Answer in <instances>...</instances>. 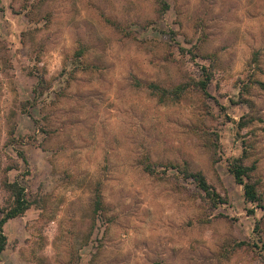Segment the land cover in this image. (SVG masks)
<instances>
[{
  "label": "rangeland",
  "instance_id": "374dc122",
  "mask_svg": "<svg viewBox=\"0 0 264 264\" xmlns=\"http://www.w3.org/2000/svg\"><path fill=\"white\" fill-rule=\"evenodd\" d=\"M165 1L160 15L158 0H0V205L6 176L38 200L5 224L0 264H264V208L228 162L247 147L264 196V89L242 91L264 81V0ZM203 65L211 97L149 88ZM147 159L202 170L227 202L209 208L192 179L154 176Z\"/></svg>",
  "mask_w": 264,
  "mask_h": 264
},
{
  "label": "trees",
  "instance_id": "16d2710c",
  "mask_svg": "<svg viewBox=\"0 0 264 264\" xmlns=\"http://www.w3.org/2000/svg\"><path fill=\"white\" fill-rule=\"evenodd\" d=\"M159 2V14L162 15L168 9V4L165 0H158ZM182 50H185L182 48ZM84 54V50L82 48L78 49L75 53L77 57V67L71 71V74L76 72L79 69L84 68L83 61L80 59ZM196 55V53H194ZM254 62H256L255 69L260 70L257 54L253 57ZM201 75L199 78H189L186 81L180 82L170 88L162 87L158 84L151 83L149 84V88L153 94H156L159 99L163 102L166 101H180L185 95H187L192 90L198 91L203 97L208 98L211 97L209 93V87L212 82L213 73L210 67L202 66ZM43 80V77H41ZM43 82V81H42ZM256 85L264 89V81L259 78L252 76L250 79V83L244 85L242 91L244 95H247L250 91L249 88L251 86ZM40 86V85H39ZM37 93L42 94L43 91H40L37 87ZM244 101L248 102L249 99L247 97L243 98ZM204 106L207 112L211 113L210 105L204 101ZM254 122V117L252 116H243V118L238 122V130L239 132L251 126ZM214 138L210 140L211 148L213 150L214 155L218 153V133H213ZM244 143L248 142L244 139ZM250 146V145H249ZM249 149L246 147L243 151V155L240 157H233L228 160L229 162V171L233 176L235 182L243 186L244 190V198L247 202L253 203L255 207L264 208V196L262 191L260 190V181L255 176V172L257 170V162L255 160L248 162L247 159L249 157L248 154ZM20 158L28 165V159L25 156L23 151L19 152ZM215 161H217L215 159ZM160 164H156L153 161L145 160L144 161V169L154 176H163L166 175V170L169 167L175 168L179 175H182L186 179H192L195 183L196 187L200 189L203 193V199L207 202L209 208H218L221 204L227 202V196H222V194L213 186L207 179L206 175L202 170H196L191 168L188 164H177V163H168L166 165L167 169L159 170L157 167ZM11 168H20V164L15 163V165L11 166ZM3 188L7 191L8 197L6 203L4 205H0V256L5 250L8 242L7 235L5 233V224L12 218L24 215L28 209L33 207L36 202H38L34 193L28 190L27 185L18 179L11 180L8 176H6L2 181ZM103 207V199L100 187L97 186L95 197H94V212L95 214ZM250 212H254V209H250ZM154 264H160L159 262H155Z\"/></svg>",
  "mask_w": 264,
  "mask_h": 264
}]
</instances>
